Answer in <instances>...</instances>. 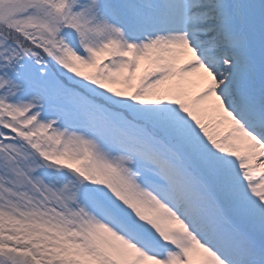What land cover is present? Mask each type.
Returning a JSON list of instances; mask_svg holds the SVG:
<instances>
[{
	"label": "snow or ice",
	"instance_id": "obj_1",
	"mask_svg": "<svg viewBox=\"0 0 264 264\" xmlns=\"http://www.w3.org/2000/svg\"><path fill=\"white\" fill-rule=\"evenodd\" d=\"M0 264H264V0H0Z\"/></svg>",
	"mask_w": 264,
	"mask_h": 264
}]
</instances>
